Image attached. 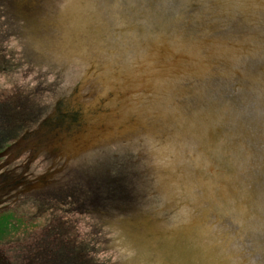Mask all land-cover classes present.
Segmentation results:
<instances>
[{
	"label": "clouds",
	"instance_id": "1",
	"mask_svg": "<svg viewBox=\"0 0 264 264\" xmlns=\"http://www.w3.org/2000/svg\"><path fill=\"white\" fill-rule=\"evenodd\" d=\"M78 101L130 153L121 264H264V0H57ZM134 221V222H133Z\"/></svg>",
	"mask_w": 264,
	"mask_h": 264
},
{
	"label": "water",
	"instance_id": "2",
	"mask_svg": "<svg viewBox=\"0 0 264 264\" xmlns=\"http://www.w3.org/2000/svg\"><path fill=\"white\" fill-rule=\"evenodd\" d=\"M56 5L57 0H0V49L3 50L0 66L18 74L20 88L30 95L53 92L49 114L34 130L26 132L0 152V158L15 159L27 150H32L33 155L53 150L68 164L80 158L76 164L82 170L80 174L93 175V209L103 211L106 208L109 214H113V219L124 216L123 223L128 227L129 214L136 210L140 198L138 185L142 174L137 168L139 159L130 153L99 151L91 156L89 152L97 153L114 143L125 142L136 130L108 135L109 125L90 122L78 103H74L85 95L82 82L86 76L93 75L94 69L90 67L81 74L79 65L71 56L55 55L68 48V41L54 31ZM77 173L75 168L69 172L72 175ZM75 181L72 179L66 184L69 186L67 191H74L71 186ZM101 192L109 194L111 199ZM95 215L93 258L97 260L96 255L104 253L95 248L100 241L95 234L112 232L98 231L99 218ZM125 238L122 235V240L112 237L105 242V248L111 249L110 258L116 259L115 251Z\"/></svg>",
	"mask_w": 264,
	"mask_h": 264
},
{
	"label": "flooded vegetation",
	"instance_id": "3",
	"mask_svg": "<svg viewBox=\"0 0 264 264\" xmlns=\"http://www.w3.org/2000/svg\"><path fill=\"white\" fill-rule=\"evenodd\" d=\"M30 102L12 99L11 111L0 110V152L49 114L34 115ZM59 155L27 150L15 159L0 158V264H121L104 246L112 233L95 234L100 240L95 248L104 255L94 260L93 214L99 218L97 230L104 232L124 230L125 217L113 219L106 208L93 209V175L80 174V158L68 164ZM73 168L77 174H69ZM72 179L70 192L66 184Z\"/></svg>",
	"mask_w": 264,
	"mask_h": 264
},
{
	"label": "rangeland",
	"instance_id": "4",
	"mask_svg": "<svg viewBox=\"0 0 264 264\" xmlns=\"http://www.w3.org/2000/svg\"><path fill=\"white\" fill-rule=\"evenodd\" d=\"M3 55V50L0 49V58ZM0 100L2 99H18L24 100L27 97L30 98L31 102L29 105L32 106L33 114L43 117V115L50 112L53 105V92L45 91L42 95H30L20 88V77L18 74L8 72L0 66ZM19 104V103H18ZM5 103L0 106V109L11 111L10 105L6 106Z\"/></svg>",
	"mask_w": 264,
	"mask_h": 264
},
{
	"label": "trees",
	"instance_id": "5",
	"mask_svg": "<svg viewBox=\"0 0 264 264\" xmlns=\"http://www.w3.org/2000/svg\"><path fill=\"white\" fill-rule=\"evenodd\" d=\"M0 97H1V96H0ZM1 101H2V104L5 103V104H7V105H10V103H11V106L13 105L12 100H9V99H6V100H5V99H2ZM8 109H9V108H8ZM0 110H4V109H0Z\"/></svg>",
	"mask_w": 264,
	"mask_h": 264
}]
</instances>
